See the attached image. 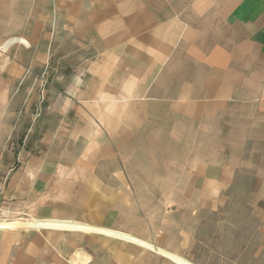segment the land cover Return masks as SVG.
<instances>
[{
	"label": "crops",
	"instance_id": "obj_1",
	"mask_svg": "<svg viewBox=\"0 0 264 264\" xmlns=\"http://www.w3.org/2000/svg\"><path fill=\"white\" fill-rule=\"evenodd\" d=\"M255 154L264 0H0V264H264Z\"/></svg>",
	"mask_w": 264,
	"mask_h": 264
},
{
	"label": "rangeland",
	"instance_id": "obj_2",
	"mask_svg": "<svg viewBox=\"0 0 264 264\" xmlns=\"http://www.w3.org/2000/svg\"><path fill=\"white\" fill-rule=\"evenodd\" d=\"M49 84H45L47 86ZM50 85H52L50 83ZM34 101V110H35V117L37 116L38 110L36 109L39 107V101ZM22 105H24L25 100H22ZM55 117L50 115L49 116V129H52L54 126ZM232 125V124H231ZM23 126H26L24 123ZM24 134V129L19 132V140L22 138ZM256 149V148H255ZM250 150V148H248ZM249 158V156H247ZM253 159L252 162H248L245 167V171L242 173V179L241 182H239L238 187L241 188V194H235L233 196V211L231 218L237 219L238 223L236 224V232L237 235H239L241 238V245L245 248L251 247L252 251L255 247H259V245L262 243V237L260 235H254L253 229L250 227V219H253V215L255 214L254 210H249V205L252 204L258 205V211H257V218L258 221L261 219L262 215V209H264V196L258 194V192L263 191V183L264 179L259 177V175L264 174V162H261L262 159H264V155H254L251 157ZM249 191H252V194H249ZM257 191V194L254 192ZM236 208V209H235ZM254 209V207H252ZM9 210L3 205H1L0 201V224L2 220H5V224L8 225L9 220H20L24 219V214H11L8 212ZM22 223H24L25 220H20ZM6 225V228L0 227L1 230L9 229V226ZM19 228H26L25 225H20ZM18 229V228H17ZM252 229V230H251ZM14 230V229H12ZM252 232V234H251ZM236 246H238L236 244ZM247 250L246 254H250V252ZM247 255V256H248ZM204 260V259H203ZM198 262L200 259L197 260ZM207 261V260H206ZM208 262V261H207ZM211 264H217L215 261H209Z\"/></svg>",
	"mask_w": 264,
	"mask_h": 264
}]
</instances>
